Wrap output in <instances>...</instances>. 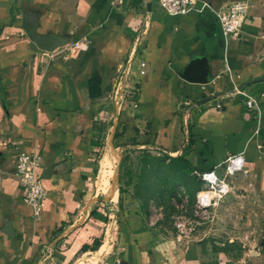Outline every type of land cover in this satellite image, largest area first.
Returning <instances> with one entry per match:
<instances>
[{
	"label": "crops",
	"instance_id": "0c3cea01",
	"mask_svg": "<svg viewBox=\"0 0 264 264\" xmlns=\"http://www.w3.org/2000/svg\"><path fill=\"white\" fill-rule=\"evenodd\" d=\"M242 1L241 34L227 39L214 9L201 2L171 15L150 0H0V264H99L85 254H104V264H264V80L257 79L264 77V0ZM27 26L61 44L41 50ZM199 66L208 68L205 82L181 76L196 77ZM128 132L149 142V151L185 155L200 172L223 176L227 159L242 156L231 189L251 180L262 214L259 257L212 258L206 249L180 256L124 212L118 204L132 200L123 201L115 141L130 146ZM20 151L36 155L43 174L38 216L15 172ZM114 235L118 245L104 249Z\"/></svg>",
	"mask_w": 264,
	"mask_h": 264
},
{
	"label": "rangeland",
	"instance_id": "374dc122",
	"mask_svg": "<svg viewBox=\"0 0 264 264\" xmlns=\"http://www.w3.org/2000/svg\"><path fill=\"white\" fill-rule=\"evenodd\" d=\"M127 136L132 141L130 146H126L127 142L115 141L119 154L116 171L123 201L132 200L118 204L124 212L153 230L167 248H178L183 257L185 253L202 249L212 258L221 255L240 262L259 257L263 240L262 214H257L259 203L252 199L250 179L241 184L243 187L230 188L221 198L215 199L217 204L214 199L206 203L203 195L209 208H202L197 204V194L207 191V187L200 180V171H196L185 155L149 151L151 148L146 147L149 142L137 141L129 132ZM237 176L236 173L227 178L231 187ZM116 210L117 207L112 211L115 214L110 225L113 232L118 230L121 218V210ZM111 238L104 243V249L110 245L112 251L118 245L115 235ZM101 247L93 250L100 251ZM103 255L99 254L95 260L91 257L94 254H85L83 260L104 264Z\"/></svg>",
	"mask_w": 264,
	"mask_h": 264
},
{
	"label": "built area",
	"instance_id": "2783aa9c",
	"mask_svg": "<svg viewBox=\"0 0 264 264\" xmlns=\"http://www.w3.org/2000/svg\"><path fill=\"white\" fill-rule=\"evenodd\" d=\"M151 2H156L159 6L168 14L171 15H184L187 14L190 10L196 7L198 2L209 4L213 8L214 13L216 14V19L218 20L223 35L225 38H236L241 34L242 27L245 23L247 17V11L245 3L242 0H224L218 5L214 6L211 0H150ZM117 4H123L125 0H115ZM147 63L145 61L140 62L139 73L141 75L146 74ZM118 84L114 93L112 95L115 103L120 102V97L124 92L123 88ZM236 95H242L246 97V104L250 108H256L257 103L253 96L249 95L244 90L240 89L237 86H234ZM15 159V172L19 180L24 187V200L30 204L35 211V215L38 216L40 213V208L43 205L47 189L43 183V174L38 171L35 160L36 155L29 153L27 151H20L16 154ZM244 167V159L240 155H234L227 159L224 175L220 176L215 170H206L199 173L200 180L207 187V190L213 192L217 198H221L226 194L230 186V181L228 177L233 176L234 174L241 171ZM200 191L197 194V204L202 208V202H205V198L200 197ZM223 194V195H222ZM207 203V201H206ZM217 203V202H216Z\"/></svg>",
	"mask_w": 264,
	"mask_h": 264
},
{
	"label": "water",
	"instance_id": "95a60500",
	"mask_svg": "<svg viewBox=\"0 0 264 264\" xmlns=\"http://www.w3.org/2000/svg\"><path fill=\"white\" fill-rule=\"evenodd\" d=\"M27 30L29 33V37L30 39L33 41V43L37 44V46L41 49V50H46V51H52L54 50L59 44H61V40L56 37V36H43L38 34L33 26H27ZM195 72V76H192L191 74H185V73H181V76H183L185 79L189 80V81H200L201 82H205V79L207 77L208 74V68L207 66H199L198 68H196ZM198 77V79H197ZM259 81L264 80V77H259L257 78ZM211 98H207V99H203L201 101V103H206L208 101H210ZM263 145H264V140H263ZM11 226L7 225L5 228V232L7 233H11L12 230L10 229Z\"/></svg>",
	"mask_w": 264,
	"mask_h": 264
},
{
	"label": "trees",
	"instance_id": "16d2710c",
	"mask_svg": "<svg viewBox=\"0 0 264 264\" xmlns=\"http://www.w3.org/2000/svg\"><path fill=\"white\" fill-rule=\"evenodd\" d=\"M92 215L95 216V217H97V218H99V219H101V221H103V222H106L108 220V217L107 216H104L102 214H99V212H97L96 210H94L92 212ZM100 244H101V241L100 240H95V242L93 243V247H98V246H100ZM87 249H88V245L85 244L83 246L82 250L85 251Z\"/></svg>",
	"mask_w": 264,
	"mask_h": 264
},
{
	"label": "bare ground",
	"instance_id": "6f19581e",
	"mask_svg": "<svg viewBox=\"0 0 264 264\" xmlns=\"http://www.w3.org/2000/svg\"><path fill=\"white\" fill-rule=\"evenodd\" d=\"M229 190H230V189H229ZM212 194H213V195H212ZM203 195H204L205 198H207V202H210L211 199H214V202H215V203L217 202L215 199H218V198H217L218 194L216 195V198H215V194H214L213 192H211V191H209V190H207V191L205 190L204 192H201V193H200V197H201V198H204ZM201 204H203V207H204V208H209V205H208V207H206L207 205H205V202H202Z\"/></svg>",
	"mask_w": 264,
	"mask_h": 264
}]
</instances>
